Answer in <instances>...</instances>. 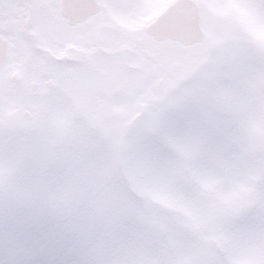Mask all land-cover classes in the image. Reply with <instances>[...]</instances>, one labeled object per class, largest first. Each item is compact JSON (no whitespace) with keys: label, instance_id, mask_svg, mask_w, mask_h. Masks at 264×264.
<instances>
[{"label":"snow or ice","instance_id":"obj_1","mask_svg":"<svg viewBox=\"0 0 264 264\" xmlns=\"http://www.w3.org/2000/svg\"><path fill=\"white\" fill-rule=\"evenodd\" d=\"M0 264H264V0H0Z\"/></svg>","mask_w":264,"mask_h":264}]
</instances>
